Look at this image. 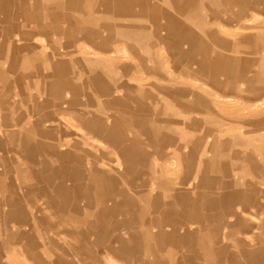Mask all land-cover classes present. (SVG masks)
Returning a JSON list of instances; mask_svg holds the SVG:
<instances>
[{
	"label": "rangeland",
	"instance_id": "obj_1",
	"mask_svg": "<svg viewBox=\"0 0 264 264\" xmlns=\"http://www.w3.org/2000/svg\"><path fill=\"white\" fill-rule=\"evenodd\" d=\"M0 264H264V0H0Z\"/></svg>",
	"mask_w": 264,
	"mask_h": 264
},
{
	"label": "crops",
	"instance_id": "obj_2",
	"mask_svg": "<svg viewBox=\"0 0 264 264\" xmlns=\"http://www.w3.org/2000/svg\"><path fill=\"white\" fill-rule=\"evenodd\" d=\"M9 27L11 28V27H12V24H11V25H9Z\"/></svg>",
	"mask_w": 264,
	"mask_h": 264
}]
</instances>
